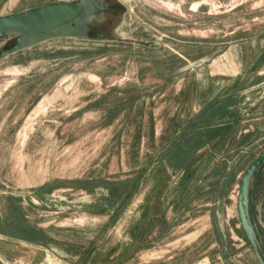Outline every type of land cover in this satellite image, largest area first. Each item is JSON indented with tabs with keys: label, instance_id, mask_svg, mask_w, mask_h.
Here are the masks:
<instances>
[{
	"label": "rangeland",
	"instance_id": "obj_1",
	"mask_svg": "<svg viewBox=\"0 0 264 264\" xmlns=\"http://www.w3.org/2000/svg\"><path fill=\"white\" fill-rule=\"evenodd\" d=\"M98 1L86 36L0 61V264H259L238 205L264 259V163L241 193L264 154V0ZM205 120L215 139L188 149Z\"/></svg>",
	"mask_w": 264,
	"mask_h": 264
},
{
	"label": "water",
	"instance_id": "obj_2",
	"mask_svg": "<svg viewBox=\"0 0 264 264\" xmlns=\"http://www.w3.org/2000/svg\"><path fill=\"white\" fill-rule=\"evenodd\" d=\"M103 5L98 0L57 1L40 7L30 8L18 13L0 16V35L18 33L16 42L0 51V61L8 55L35 45L43 40L87 35L93 15ZM264 163V154L257 157L247 168L241 183V193L246 190L247 182L254 170ZM239 212L247 239L259 264H264L255 239L246 223L239 202Z\"/></svg>",
	"mask_w": 264,
	"mask_h": 264
},
{
	"label": "trees",
	"instance_id": "obj_3",
	"mask_svg": "<svg viewBox=\"0 0 264 264\" xmlns=\"http://www.w3.org/2000/svg\"><path fill=\"white\" fill-rule=\"evenodd\" d=\"M191 127V126H188ZM193 128V126L191 127ZM195 128V126H194ZM190 129V128H188ZM187 129V130H188ZM224 130V129H223ZM214 127L210 123V121H203L200 122L199 125H196V131L193 133L192 136H195L194 140H190V142H187L188 140L184 141L187 144V148L189 149H200L205 146H209L212 144V141L215 139L216 135L214 134ZM193 132V131H192ZM188 134V132L186 131ZM183 142V143H184ZM215 146V144H213ZM213 146V147H214Z\"/></svg>",
	"mask_w": 264,
	"mask_h": 264
}]
</instances>
